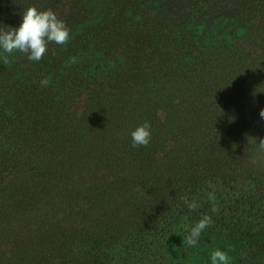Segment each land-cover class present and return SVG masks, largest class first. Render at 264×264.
Here are the masks:
<instances>
[{"label":"rangeland","instance_id":"1","mask_svg":"<svg viewBox=\"0 0 264 264\" xmlns=\"http://www.w3.org/2000/svg\"><path fill=\"white\" fill-rule=\"evenodd\" d=\"M29 6L69 40L0 52V264H169L212 195L216 218L264 226V0H0V30Z\"/></svg>","mask_w":264,"mask_h":264},{"label":"trees","instance_id":"2","mask_svg":"<svg viewBox=\"0 0 264 264\" xmlns=\"http://www.w3.org/2000/svg\"><path fill=\"white\" fill-rule=\"evenodd\" d=\"M194 11L196 10L193 9L187 11V13ZM195 14L197 22L204 18L198 12ZM262 17L264 18L263 15ZM209 19L211 18L208 17L207 20ZM207 20L204 23L206 26ZM261 23L264 25V20ZM198 25L199 23H194V27ZM248 35L251 37L253 33H248ZM262 40L264 41V37ZM252 198L254 200L255 196L253 195ZM186 206L184 199H181L178 207L185 208ZM205 206V214L212 218L211 225L201 233L194 247H188L185 243V237L189 234L191 227L203 216L197 214L196 211H190V214H193L192 220L194 221L190 220L183 227H179L181 223L174 225L166 236L167 243L164 252L167 257L165 261L171 264L178 257L180 260L177 264H211L212 252L219 249L228 254L229 264H264V226L257 224L254 211H249L245 217L238 214H228L216 218V216H213L212 208L208 205ZM116 246L115 243L113 247L116 249ZM133 249H136V256H138L136 257V263L143 261L144 257L140 255L142 253H140L138 243ZM104 257L115 259V256L112 257V253H105L104 251V253L98 255V260ZM120 257L123 264H132L133 262L125 254Z\"/></svg>","mask_w":264,"mask_h":264},{"label":"clouds","instance_id":"3","mask_svg":"<svg viewBox=\"0 0 264 264\" xmlns=\"http://www.w3.org/2000/svg\"><path fill=\"white\" fill-rule=\"evenodd\" d=\"M22 22L18 28L6 27L0 30V52L7 54L4 56V63H8L7 56L19 52L27 56L30 61H40L48 51V44L55 43L64 45L69 40V29L64 21L58 19L55 12L51 9L39 10L35 6H29L21 13ZM48 80L42 79V87L48 86ZM259 115L264 119V109H261ZM151 125L145 121L131 132L132 145L147 146L151 140ZM256 141L255 138H252ZM257 144V157L264 159V139H260ZM212 212H218L215 204V196L212 195ZM189 209H194L196 205L185 200ZM212 223L209 215L202 216L198 222L191 227L189 234L185 237V243L188 247H194L201 233ZM211 264H229V256L226 252L219 249L211 254Z\"/></svg>","mask_w":264,"mask_h":264}]
</instances>
